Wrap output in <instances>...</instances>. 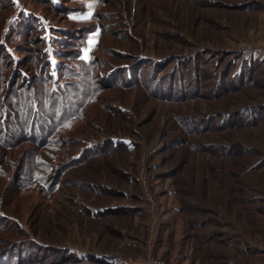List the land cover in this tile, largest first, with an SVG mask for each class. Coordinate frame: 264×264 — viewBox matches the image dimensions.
<instances>
[{
	"label": "rangeland",
	"instance_id": "374dc122",
	"mask_svg": "<svg viewBox=\"0 0 264 264\" xmlns=\"http://www.w3.org/2000/svg\"><path fill=\"white\" fill-rule=\"evenodd\" d=\"M0 264H264V0H0Z\"/></svg>",
	"mask_w": 264,
	"mask_h": 264
}]
</instances>
